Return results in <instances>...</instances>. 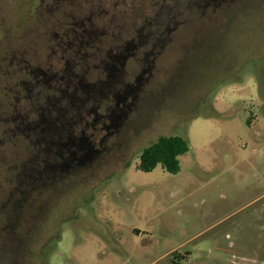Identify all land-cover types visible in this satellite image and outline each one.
<instances>
[{"label":"rangeland","instance_id":"obj_1","mask_svg":"<svg viewBox=\"0 0 264 264\" xmlns=\"http://www.w3.org/2000/svg\"><path fill=\"white\" fill-rule=\"evenodd\" d=\"M196 2L174 3L177 47L128 63L133 106L114 155L0 224L3 264H169L173 252L190 254L180 264H264V0L181 14ZM170 136L188 144L179 172L138 170Z\"/></svg>","mask_w":264,"mask_h":264},{"label":"flooded vegetation","instance_id":"obj_2","mask_svg":"<svg viewBox=\"0 0 264 264\" xmlns=\"http://www.w3.org/2000/svg\"><path fill=\"white\" fill-rule=\"evenodd\" d=\"M146 1L0 0L1 225L114 155L133 106L128 63L179 44L176 0H155L150 17ZM196 1L181 14L216 0Z\"/></svg>","mask_w":264,"mask_h":264},{"label":"trees","instance_id":"obj_3","mask_svg":"<svg viewBox=\"0 0 264 264\" xmlns=\"http://www.w3.org/2000/svg\"><path fill=\"white\" fill-rule=\"evenodd\" d=\"M188 144L180 137H161L145 147L138 157V170L151 172L157 165L168 174L179 172L178 157L187 153ZM189 253H171L169 264H180L186 261Z\"/></svg>","mask_w":264,"mask_h":264},{"label":"crops","instance_id":"obj_4","mask_svg":"<svg viewBox=\"0 0 264 264\" xmlns=\"http://www.w3.org/2000/svg\"><path fill=\"white\" fill-rule=\"evenodd\" d=\"M189 258V257H188Z\"/></svg>","mask_w":264,"mask_h":264}]
</instances>
